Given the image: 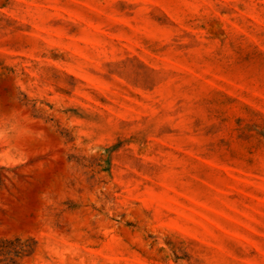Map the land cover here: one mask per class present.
Instances as JSON below:
<instances>
[{"label":"rangeland","instance_id":"1","mask_svg":"<svg viewBox=\"0 0 264 264\" xmlns=\"http://www.w3.org/2000/svg\"><path fill=\"white\" fill-rule=\"evenodd\" d=\"M0 264H264V0H0Z\"/></svg>","mask_w":264,"mask_h":264}]
</instances>
